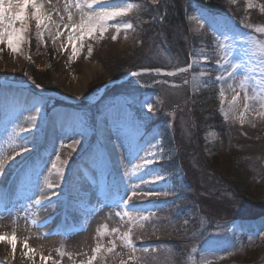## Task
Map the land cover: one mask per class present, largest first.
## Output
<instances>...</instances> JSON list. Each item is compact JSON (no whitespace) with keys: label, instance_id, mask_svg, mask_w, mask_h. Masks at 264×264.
I'll return each instance as SVG.
<instances>
[{"label":"rangeland","instance_id":"1","mask_svg":"<svg viewBox=\"0 0 264 264\" xmlns=\"http://www.w3.org/2000/svg\"><path fill=\"white\" fill-rule=\"evenodd\" d=\"M174 1L149 0L161 10ZM178 1L185 11L192 10L181 16L188 62L179 68L175 65L182 62L184 51L171 50L172 43L149 45L154 34L143 33L147 7L141 6L142 0H106L103 6L109 8H132L109 20L103 36L97 32L76 41V55L63 25L69 22V11L75 23L82 12L74 2L65 11L67 0H43L56 22L51 35L44 31L43 42L37 38L30 10H26V39L20 50L13 52L0 42V235L16 234L14 254L7 241H0V264H86L94 247H111L110 241L115 243L114 252L104 253L95 264H121L132 254L119 238L129 228L138 257L134 264H264V155L258 165H249L252 173L239 176L238 184L222 185V178L234 173L233 150L231 143L219 148L209 145L217 142L213 128L196 129L204 148L200 155H189L192 166L185 170L179 165L173 172L171 159L161 160L166 157L162 132L151 126L158 123L161 131L166 128L186 142L185 122L193 113L186 104L213 83L214 110L223 122H233L243 137L264 129V116L258 114L264 112V91L257 84V80L264 83V33L255 31L264 27L260 11L264 0H204L205 6L230 13L244 27L251 25L245 32L232 29L226 17L188 10L186 0ZM125 23L133 28L121 27L117 32L111 26ZM57 25L61 36L53 41ZM225 26L230 29L227 41ZM143 34L148 39L143 41ZM221 42L231 45L227 54L221 52ZM225 60L226 68L221 67ZM232 63L241 65L236 74L217 81V76L232 71ZM150 64L155 67H147ZM130 67L137 68L111 78ZM145 68L163 71L133 75ZM181 68L188 70L178 71ZM31 70L47 76L53 89L37 87ZM245 91L250 108L241 124ZM237 92L229 111V101ZM98 103L102 111L95 108ZM145 159L151 161L146 167ZM184 170L196 176L185 187L175 183ZM123 200L129 204L124 206ZM240 214L244 217H235ZM25 240L34 250L31 258L24 256ZM223 240L229 242L224 245ZM41 255L51 259L41 261Z\"/></svg>","mask_w":264,"mask_h":264},{"label":"trees","instance_id":"2","mask_svg":"<svg viewBox=\"0 0 264 264\" xmlns=\"http://www.w3.org/2000/svg\"><path fill=\"white\" fill-rule=\"evenodd\" d=\"M188 10H191L194 8V10H200L205 11L207 13H210V15L218 16L219 18H228L231 20V27L234 30L241 31H248L247 27H244L241 25V23L232 17V15L226 11H221L219 8H214L210 4L208 6H205L203 3L204 0H186ZM165 10L158 9L159 5L152 4L149 2V0H142V5L147 7V11L144 12L145 16L144 19L142 18L141 25H145L144 34L153 33L154 38L151 39L153 42L149 45L153 47H160V46H173L171 47L178 50L184 51L182 54H184L182 62L175 65V68L186 66L188 60H187V54H186V45L187 39L186 37H183L184 34L180 33L181 27L183 28V22H182V13H191V11H185V7L181 6V3L177 0L170 3ZM196 5V6H195ZM194 6V7H193ZM157 12V13H155ZM164 14V15H163ZM163 15V16H162ZM161 18V19H160ZM142 35V39H146L147 37L145 35ZM183 34V35H182ZM148 39V38H147ZM142 41V40H141ZM149 41V40H148ZM145 43V42H144ZM169 43H172L171 45ZM142 45L144 46L143 42ZM167 48V47H166ZM151 50V49H150ZM154 50V49H153ZM151 50V51H153ZM139 52V49H138ZM138 54H136L134 57H136ZM148 57V56H147ZM147 57L144 55V58L147 59ZM138 58V57H137ZM135 58V60L137 59ZM147 67H155V65H148ZM137 67H130L128 70H125L122 74L113 75L111 78L118 79L119 76L123 74H128L129 71L134 70ZM26 72V71H25ZM33 75V80L35 83H37L40 86H44L49 89H53L52 86H50V80L47 76L41 75L38 72H35L31 70ZM30 73V72H29ZM132 80H136V78L132 77ZM217 96H216V86L212 83L208 85V88L205 89L202 93L199 95H196L195 98H190V101L186 104V107L188 109H191L193 112L190 116H188L185 122L186 129L188 131V135L185 137L184 141L182 142L180 140V137H178V134L171 135L167 129H163L161 131V126L158 125V123H153L151 126L152 128L155 127L157 129L158 133L160 134V142L161 147L164 155H166L165 158H161L162 161L165 162V159L170 158L171 159V166L173 167V172L177 170V167L179 165H183L182 167L186 168L192 166L189 158L191 156L189 155H200L201 150L204 148V145L201 143L200 138H196L195 132L196 129H200L202 127L207 128L211 127L215 130L217 135V142L211 143L209 145L215 146L216 148H219V145H227V143H231L230 147L231 150V156H230V170L234 172L233 174L225 175L226 179H223L220 181V183L223 185V182L230 183H236L238 184L239 176L243 172H249L252 173L253 167L249 166L254 162H259L261 160V156L264 155V129L257 132L256 134H251V136H247V134L243 137L240 135L241 132H239V129L235 128V124L231 121L229 122H223L221 118H219L216 114L215 105L217 103ZM191 101L193 104H191ZM99 107V103L96 104L95 108L97 109ZM99 111H102L101 108H98ZM138 118L141 121V114L136 112ZM189 115V114H188ZM143 120V119H142ZM143 123L140 125L142 127ZM148 128H151L148 126ZM259 130V129H258ZM185 152L184 156L182 154L179 155V152ZM193 156V157H194ZM188 158V159H187ZM251 160L252 162L248 161ZM259 160V161H258ZM264 162V160H261V162ZM262 162V163H263ZM258 165V163H257ZM170 170H172L170 168ZM185 170L183 172L184 176L181 175V178L177 177L175 183L181 182V184L185 185L188 184V180L193 178L195 180L196 176L193 174H186ZM183 176V177H182ZM187 176V177H186ZM243 192V189H242ZM226 207H228V204H223ZM235 217H244V215H237ZM244 235V234H242ZM241 235V236H242ZM257 235V234H256ZM249 236V235H248ZM183 240H186L182 238ZM224 245H226L229 241L223 240ZM223 245V244H222ZM223 245V247H224Z\"/></svg>","mask_w":264,"mask_h":264},{"label":"snow or ice","instance_id":"3","mask_svg":"<svg viewBox=\"0 0 264 264\" xmlns=\"http://www.w3.org/2000/svg\"><path fill=\"white\" fill-rule=\"evenodd\" d=\"M77 9H80L82 12L81 19L79 23H75L72 21V14L69 11L68 12V23H64L63 28L68 30V36L67 41L72 45V55H76L78 52V48L76 45V41L83 42L85 37H94L97 32L100 33L101 36H103L104 32L106 31L107 22L109 20H114L117 17H120L122 15H125L128 11L131 10L132 5H128L126 8H109L106 6H103L106 4V0H67L65 4V11H68V5L73 4ZM94 5H100L98 10H94ZM252 5H250L251 7ZM84 9H87V11H84ZM26 10H30V17L35 20L36 28H37V38L39 41L43 42V33L45 30L49 32V35H51V27L53 24H56L55 21L52 20L51 15L45 10L43 0H0V42L6 43L7 47L11 49L13 52H17L20 50L21 43L25 41L26 37L24 33L26 32L27 28V13ZM261 12H264V6L260 8ZM61 20H63V17H61ZM199 23V21H198ZM216 23H220L219 21H216ZM19 24V26H17ZM112 27L116 28L117 32H119L120 28L123 27L125 31L130 30L133 28L132 23H125L122 26L119 24H113ZM247 27L251 28V25H247ZM257 33H264V27H257L255 29ZM230 32V29H228L225 26L224 29V39L225 41L229 40L230 37L227 35V33ZM61 36V30L59 29V25H57V31L54 36H52L53 41H55L57 38ZM113 40L117 39L116 35H113L111 37ZM231 45L226 44L224 42H221L219 44V48L222 53L227 54V49ZM65 45H61V48L63 49ZM81 47H83V43H81ZM92 49L89 46L88 52L91 53ZM264 51V49H262ZM219 64L220 62L217 61ZM228 65V61L225 60L224 64L221 65V67L226 68ZM241 67L240 64L232 63L231 69L232 71L227 72L225 76H217V81H223L225 79L231 78L236 74V70H238ZM188 68H191V64L188 65ZM188 68H181L178 69V71H187ZM156 72L161 73L163 70L156 68V69H142L140 73H133V75H141L146 72ZM166 75H174L173 72L165 73ZM264 74V73H262ZM167 83V82H166ZM187 83V81H185ZM257 84L261 88L262 91H264V83H262L260 80H257ZM175 87L176 85H172ZM39 87V85H37ZM241 88L245 87L244 82L242 81L240 84ZM221 96H223V92L220 93ZM239 97V93L237 92L236 95H233L231 98V101H229L230 108L229 111H232L231 105H234L236 100ZM249 96L247 94V91L244 93V111L240 112V123H244V117L246 112L250 108L249 104ZM148 109H152V105H147ZM260 116H264V112L258 113ZM225 119H227V114H225ZM27 131V130H23ZM78 143V142H77ZM151 163L150 160L145 159L144 160V166L146 167ZM53 167H56L55 164H53ZM0 168H3V163H0ZM59 171V169H57ZM49 188L53 187V185L49 184ZM144 195H155L154 193H145ZM129 204L128 200H123V205L127 206ZM117 215H120V213H117ZM127 215V213H125ZM141 220H147L148 217H140ZM131 220V218H130ZM113 233L117 232V229H112ZM132 229L129 228L127 232H125L122 236H119L121 240H123L126 245L132 249V254L128 257V261H121V264H134V262L138 261V257L136 256V246L133 243L132 240ZM0 241H7V243L11 246L13 254L16 251V234L13 233L11 236L8 235H0ZM111 247L104 248L102 245L98 244L96 247L92 249V255L88 258L86 261V264H95V262L98 259L103 258L104 253H113L115 249V243L114 241H110ZM23 248L26 249L24 251V256L30 257V253H33L34 250L29 247L28 242L25 240L23 241ZM145 252L148 251V249H144ZM100 254L99 256L97 254ZM41 261L47 262L51 259L49 256H40ZM53 264H56V262H53Z\"/></svg>","mask_w":264,"mask_h":264},{"label":"bare ground","instance_id":"4","mask_svg":"<svg viewBox=\"0 0 264 264\" xmlns=\"http://www.w3.org/2000/svg\"><path fill=\"white\" fill-rule=\"evenodd\" d=\"M109 145H110L109 147L113 146V145H111V144H109ZM8 168H9V167H8ZM7 176H8V175H6V177H5V176L3 177V179H4L3 181L5 182V184H6L7 181H8Z\"/></svg>","mask_w":264,"mask_h":264}]
</instances>
